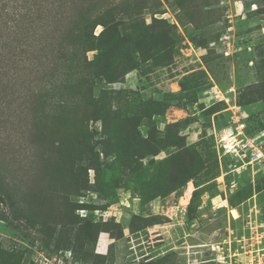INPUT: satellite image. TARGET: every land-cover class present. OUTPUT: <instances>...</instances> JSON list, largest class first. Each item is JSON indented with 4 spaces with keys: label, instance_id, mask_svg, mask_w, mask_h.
<instances>
[{
    "label": "rangeland",
    "instance_id": "374dc122",
    "mask_svg": "<svg viewBox=\"0 0 264 264\" xmlns=\"http://www.w3.org/2000/svg\"><path fill=\"white\" fill-rule=\"evenodd\" d=\"M38 9L33 45L46 37L51 51L39 45L0 77V188L9 195L0 264H33L34 244L80 264L211 258L192 246L241 227L223 198L233 206L256 196L264 209V171L218 151L231 113L210 96L234 88L244 135L260 136L264 152L255 90L264 0H43ZM84 12L90 23L112 19L125 39L108 32L107 49L86 40L104 28L85 31Z\"/></svg>",
    "mask_w": 264,
    "mask_h": 264
},
{
    "label": "built area",
    "instance_id": "2783aa9c",
    "mask_svg": "<svg viewBox=\"0 0 264 264\" xmlns=\"http://www.w3.org/2000/svg\"><path fill=\"white\" fill-rule=\"evenodd\" d=\"M214 101H221L222 95L219 91L210 94ZM229 126L222 131L218 141V151L223 155H234L240 157V161L247 159L245 165L258 166V171H264V152L260 148V136L245 137L242 122L243 115L240 107L234 104L230 110ZM263 137V136H262ZM243 163V164H244ZM225 202L226 198H223ZM252 200V204L249 202ZM245 203L246 209L239 210ZM233 212H235L236 217ZM233 221H241L238 230L227 228V238L217 243H208L200 246L205 247L207 258L203 261L192 259L191 264H264V209L256 202V196L247 202L240 204L235 209H228ZM81 217H85L81 214ZM195 252L193 254H200ZM201 255V254H200ZM195 260V261H194ZM33 264H80L79 260L67 251L50 254L39 244L32 246ZM189 264V263H188Z\"/></svg>",
    "mask_w": 264,
    "mask_h": 264
},
{
    "label": "trees",
    "instance_id": "16d2710c",
    "mask_svg": "<svg viewBox=\"0 0 264 264\" xmlns=\"http://www.w3.org/2000/svg\"><path fill=\"white\" fill-rule=\"evenodd\" d=\"M39 2L43 3V0H0V77L11 71L16 72L22 64L25 65L29 57L38 53L39 45H42L46 51H51L52 43L46 37L37 47L33 45L34 41H36L35 38L39 35L37 24L43 21L39 17V9L37 10ZM81 16L86 18V23L83 27L85 31L90 25L95 24L102 25L104 28L97 38L92 33L88 35L87 32L86 40L92 39L98 42L103 40V47L107 49L112 46L110 41L105 40V35L108 32H111L116 40L125 39V35L120 36L117 32V25L113 23L112 19L99 24L97 22L90 23L89 19H91L92 15L88 12L82 13ZM33 39L35 40L33 41ZM256 85V97L264 103V81ZM8 199L9 195L0 188V205ZM230 199L231 197H227L226 201L232 209L237 208L245 200L232 206ZM20 216L21 213L17 212L14 215V219L18 220ZM0 220L7 221V215L1 210ZM74 258L79 260L77 257Z\"/></svg>",
    "mask_w": 264,
    "mask_h": 264
},
{
    "label": "crops",
    "instance_id": "0c3cea01",
    "mask_svg": "<svg viewBox=\"0 0 264 264\" xmlns=\"http://www.w3.org/2000/svg\"><path fill=\"white\" fill-rule=\"evenodd\" d=\"M220 91V90H219ZM221 94V92H220ZM222 95V100L218 101L219 103L223 102V104L225 105V112H230L231 110V106H233L234 104H236V93L235 90L232 86L229 87V89L227 90V96H223ZM223 131V130H222ZM222 201V198H220ZM224 206L223 207H227V203L224 201ZM221 207V206H220Z\"/></svg>",
    "mask_w": 264,
    "mask_h": 264
}]
</instances>
